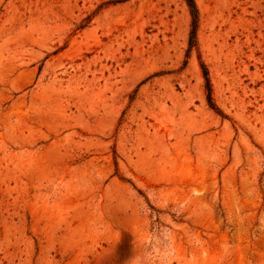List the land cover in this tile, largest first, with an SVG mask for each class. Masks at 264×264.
Wrapping results in <instances>:
<instances>
[{"label": "rangeland", "instance_id": "rangeland-1", "mask_svg": "<svg viewBox=\"0 0 264 264\" xmlns=\"http://www.w3.org/2000/svg\"><path fill=\"white\" fill-rule=\"evenodd\" d=\"M193 1L0 0V264H264V0Z\"/></svg>", "mask_w": 264, "mask_h": 264}, {"label": "trees", "instance_id": "trees-1", "mask_svg": "<svg viewBox=\"0 0 264 264\" xmlns=\"http://www.w3.org/2000/svg\"><path fill=\"white\" fill-rule=\"evenodd\" d=\"M189 13H190V17H191V31H190V39H189V46L192 47L193 46V39L195 37V33H196V28H197V21H198V13H197V9L195 6V3L193 0H184ZM204 72V77L206 79V89L208 92V100L211 103V95H210V85L208 82V77H207V71H205V69L203 70Z\"/></svg>", "mask_w": 264, "mask_h": 264}]
</instances>
